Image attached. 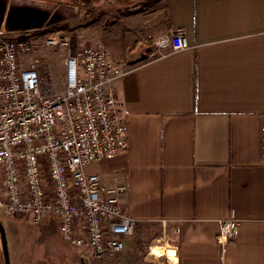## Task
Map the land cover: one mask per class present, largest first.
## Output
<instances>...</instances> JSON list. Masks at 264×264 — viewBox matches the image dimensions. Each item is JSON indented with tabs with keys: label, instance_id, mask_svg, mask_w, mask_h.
<instances>
[{
	"label": "crops",
	"instance_id": "1",
	"mask_svg": "<svg viewBox=\"0 0 264 264\" xmlns=\"http://www.w3.org/2000/svg\"><path fill=\"white\" fill-rule=\"evenodd\" d=\"M32 1L0 0L2 29L41 26L53 5ZM116 1V16L81 28L83 46L105 45L130 68L117 81L128 148L89 167L127 185L122 203L137 221L135 241L110 259L126 264L137 232L155 228L151 246L162 236L172 250L155 245L133 264H264V0ZM75 2L53 22L76 16ZM177 28L189 48L153 44ZM232 217L237 233L222 243L219 221Z\"/></svg>",
	"mask_w": 264,
	"mask_h": 264
},
{
	"label": "built area",
	"instance_id": "2",
	"mask_svg": "<svg viewBox=\"0 0 264 264\" xmlns=\"http://www.w3.org/2000/svg\"><path fill=\"white\" fill-rule=\"evenodd\" d=\"M7 33L0 29V211L54 222L87 260L116 257L135 241L137 221L122 203L127 185L104 184L89 167L128 148L117 81L129 64L105 45L75 47L70 36L51 31L46 42L66 51L55 78L49 61L25 62L28 37ZM152 42L160 50L190 47L182 28ZM238 227L235 217L220 220L219 240Z\"/></svg>",
	"mask_w": 264,
	"mask_h": 264
},
{
	"label": "rangeland",
	"instance_id": "3",
	"mask_svg": "<svg viewBox=\"0 0 264 264\" xmlns=\"http://www.w3.org/2000/svg\"><path fill=\"white\" fill-rule=\"evenodd\" d=\"M26 2L33 3L32 0H26ZM119 8L123 9V6L122 4H118L116 0H98L97 3L89 1L82 8L78 7L75 9L78 13L72 19L51 22V20L48 21V17L44 25L24 31V34L32 41V50L24 57L25 62L32 65L39 61H49L52 65L55 78H58L60 67L64 63L66 51L62 50L60 46L48 44L46 42V35L39 34L38 32L51 28V31L60 32L61 34L65 33L70 36L75 47L83 46L82 39L84 37L81 34V28L95 23L97 17L103 13L105 14L104 16L107 15V18L116 16L115 13H119ZM7 35L12 38L20 36V34L15 35L9 32ZM45 79L47 80L48 76ZM0 219L7 232L11 259L12 261L16 260L18 264H118L119 260L117 258L103 261L87 260L81 249L70 246L63 240L54 222L49 221L35 224L7 215L1 211ZM157 233L158 230L155 228L146 232L143 238V244L146 248L145 252L137 244H135V247L129 248L128 251L131 253V259L125 261L126 264H133L141 260L147 252L154 254L153 248L155 245L156 251H159L160 245L163 243L169 244L167 240L162 239V236H157L158 241L154 243V246H151L149 243L150 237L157 235ZM0 249L2 250L1 237ZM167 252L172 256V252ZM166 255L165 253L162 256L167 258Z\"/></svg>",
	"mask_w": 264,
	"mask_h": 264
},
{
	"label": "water",
	"instance_id": "4",
	"mask_svg": "<svg viewBox=\"0 0 264 264\" xmlns=\"http://www.w3.org/2000/svg\"><path fill=\"white\" fill-rule=\"evenodd\" d=\"M50 20H51V22L53 21V15L50 16L48 21H50ZM8 21H10L11 23H14L13 19H11V20L9 19ZM19 28L26 30V29H29L30 27L23 25V26H19ZM0 29H2V26H0ZM7 29L8 28H6V30ZM0 237H1L2 254H3V258H4V263L5 264H12L7 232H6L5 226L3 225V222L1 219H0Z\"/></svg>",
	"mask_w": 264,
	"mask_h": 264
},
{
	"label": "flooded vegetation",
	"instance_id": "5",
	"mask_svg": "<svg viewBox=\"0 0 264 264\" xmlns=\"http://www.w3.org/2000/svg\"><path fill=\"white\" fill-rule=\"evenodd\" d=\"M63 1L73 2V0H50V2L52 3L53 6L50 8L47 7L45 9L47 11V15H46L45 19L43 20L42 25H44L47 22L48 17L50 18L51 14L54 12V10H56V8H58L59 4L63 3ZM75 3H77L79 5V8H82L83 5H86L84 0H76Z\"/></svg>",
	"mask_w": 264,
	"mask_h": 264
},
{
	"label": "trees",
	"instance_id": "6",
	"mask_svg": "<svg viewBox=\"0 0 264 264\" xmlns=\"http://www.w3.org/2000/svg\"><path fill=\"white\" fill-rule=\"evenodd\" d=\"M122 13H126L125 10H122ZM51 28L50 29H46V30H42L40 32H38L39 34H42V35H47L48 33L51 32ZM21 38H24V37H27V35H20ZM144 234H142V232H137V244L139 246V248L145 252V247H144Z\"/></svg>",
	"mask_w": 264,
	"mask_h": 264
},
{
	"label": "bare ground",
	"instance_id": "7",
	"mask_svg": "<svg viewBox=\"0 0 264 264\" xmlns=\"http://www.w3.org/2000/svg\"><path fill=\"white\" fill-rule=\"evenodd\" d=\"M162 245H163L162 251L172 250V247L170 245L165 244V243H163ZM172 259H173V261H175V258H172Z\"/></svg>",
	"mask_w": 264,
	"mask_h": 264
}]
</instances>
